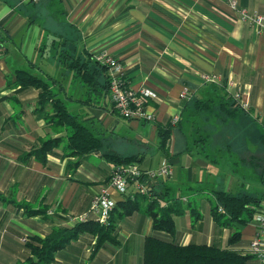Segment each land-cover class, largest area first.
Returning a JSON list of instances; mask_svg holds the SVG:
<instances>
[{"label":"crops","instance_id":"crops-1","mask_svg":"<svg viewBox=\"0 0 264 264\" xmlns=\"http://www.w3.org/2000/svg\"><path fill=\"white\" fill-rule=\"evenodd\" d=\"M236 1L264 16V0ZM103 49L123 64L132 87L154 93L147 100L153 121L122 117L108 92H90L61 57H92ZM18 70L45 80L66 109L100 138L101 149L82 155L68 151L72 129L56 123L51 106L40 107L39 88L18 81ZM215 76L231 80L249 106L228 115L223 110V123L200 112L193 117L203 126L207 116L212 124L207 131L217 140L206 147L216 162H207L189 150L185 117L195 99L221 108L222 100L233 102ZM175 115L179 119L172 123ZM263 136L264 26L239 19L229 0H0V264H22L31 255L27 242L74 224L68 217L88 209L116 165L105 153L133 157L142 169L169 161L171 176L156 181L154 190L168 192L164 200L177 227L178 217L188 213L193 233L183 240L176 228L155 232L152 218L137 210L115 222V241L105 240L94 250V236L82 233L57 250L51 264H143V243L150 234L225 248L233 228L239 231L233 248L247 252L254 222L220 224L204 219L200 210L204 201L210 208L216 204V189L264 197L263 162H257ZM236 163L257 165L255 177L238 172ZM110 193L116 202L124 200L115 190Z\"/></svg>","mask_w":264,"mask_h":264},{"label":"trees","instance_id":"trees-1","mask_svg":"<svg viewBox=\"0 0 264 264\" xmlns=\"http://www.w3.org/2000/svg\"><path fill=\"white\" fill-rule=\"evenodd\" d=\"M62 55L66 56L64 60L68 71H72L74 76L79 78L90 92L95 91L99 95L108 92V74L104 65L92 59L88 53H84V55L65 53ZM16 78L22 83L39 88L40 107L51 106L52 116L56 123L68 125L72 129L67 141L68 151L82 155L101 149L102 141L100 138L95 136L87 126L83 125L75 115L66 109L63 102L55 97L56 93L51 91L45 80L23 70L17 71ZM215 105L217 104L211 100L195 99L187 106L189 113L185 117L193 135V143L189 150L201 155L207 162H216L215 155H210L206 147L209 142L214 143L217 140L213 132L207 131L212 127V124H208L207 116L206 118L203 117V123L205 122L203 126L197 125V121L193 117L200 112L204 115L213 116L214 119L216 118V122L221 123L223 110L228 115L229 112L232 114L235 110L240 109L235 102H227V99L221 101L222 108ZM229 106L232 107V110ZM161 138L163 143L167 138V131L162 134ZM262 141H264V136ZM217 153L220 154V151ZM103 156L115 164H125L132 162L131 159L133 160V157L121 159L113 153H105ZM260 162H263V167L259 173L260 178H262L264 175V151L260 157ZM154 183L151 186L153 194L151 198L136 195L135 198L124 197V200L117 201L108 225L99 224L95 220L89 219L85 222L74 223L71 226L54 227L45 237L34 238V241L27 242L26 246L31 255L22 264H51L54 261L55 252L82 233H90L94 236L96 240L93 249L97 250L105 240L115 241V222L137 210L147 213L152 218L153 231L172 233L174 231L172 212L174 211L170 210V206L167 207L168 201L164 200V196L168 195V192H156ZM214 193L217 202L211 208V213L220 224L231 225L233 222H237L245 225L252 222L264 199V197L249 191L234 193L229 190L216 189ZM238 241L239 231L235 228H233L228 238V246L225 248L213 244H179L162 236L150 234L145 237L143 243V264H251L253 261H257L248 250L245 252L242 249L233 248Z\"/></svg>","mask_w":264,"mask_h":264},{"label":"built area","instance_id":"built-area-1","mask_svg":"<svg viewBox=\"0 0 264 264\" xmlns=\"http://www.w3.org/2000/svg\"><path fill=\"white\" fill-rule=\"evenodd\" d=\"M19 2H36L38 0H18ZM231 10L237 14L238 18L253 25L264 26V16L256 12L249 13L245 8H241L236 0H229ZM92 59L104 65L108 74V95L114 108L120 115L129 120L153 121L154 113L149 110L147 100L154 97V93L146 87L134 88L125 78L123 64L112 57L107 50L97 51L92 55ZM204 80L213 81V76L203 75ZM217 83L225 89L238 108L247 109L249 104L243 98L242 91L234 86L229 79L215 76ZM185 96V90L180 93V97ZM178 116H173L172 123L177 122ZM172 174V167L169 161H164L156 168L142 169L135 162L116 164L108 178L107 183L101 186L94 193L90 200L88 209L80 214L68 217L72 223L85 222L93 219L99 224L108 225L110 215L114 209L116 200L111 195V189L115 190L123 197L135 198L136 195L153 197L151 186L154 182L168 178ZM262 208L255 217L257 240L249 243V253L260 263L264 264V200L261 202ZM221 211V209H218ZM25 241V238H22Z\"/></svg>","mask_w":264,"mask_h":264},{"label":"rangeland","instance_id":"rangeland-1","mask_svg":"<svg viewBox=\"0 0 264 264\" xmlns=\"http://www.w3.org/2000/svg\"><path fill=\"white\" fill-rule=\"evenodd\" d=\"M61 57L63 58V55L61 54ZM42 66L44 65V63H42L41 64ZM66 83H68V81H66ZM186 130V129H185ZM187 130H188V136L191 138V146H192V140H193V136H192V134L190 133V130L187 128ZM258 147H259V145H258ZM263 149H264V143H263ZM249 150V148L247 149V151ZM259 151V150H258ZM247 153V152H246ZM248 153H249V151H248ZM231 154H232V156H233V158H234V156L236 155L237 157H238V154H237V151L235 150H233V151H231ZM260 157H261V151L260 152H258L257 153V158H259L260 159ZM231 160V161H230ZM230 160H229V162H233V159L232 158H230ZM234 160H235V158H234ZM248 161H250V160H248ZM240 162H242L241 160H240ZM251 162H256L255 160H251ZM257 162H260V161H257ZM236 166H237V168H236V170L239 172V170H241V171H243V175H245L246 174V176L247 177H255V176H253L255 173H256V171L258 170V167H257V165H248L247 164V166H245V167H242L243 165H245V164H241V163H236L235 164ZM173 171V170H172ZM245 173V174H244ZM181 171H179V175L181 176ZM264 200V199H263ZM164 203V202H163ZM162 203V204H163ZM261 208H262V203L260 204V206H259V211L261 210ZM200 213L203 215V218L204 219H208V218H212L213 217V215H212V213H211V208H210V204H209V202L208 201H204L203 203H202V205H201V210H200ZM178 214H180V213H178ZM258 213H256V215H257ZM256 215L254 216V220L253 221H255V217H256ZM179 218V224H178V227H177V219L174 221V228H176L177 230H179V232H180V237H181V239H183V240H187L188 239V236H189V234H192L193 233V229H192V226H191V224H190V217H189V215H188V213L187 212H184V214L183 215H181V216H179L178 217ZM213 219H214V217H213ZM216 221V220H215ZM252 221V222H253ZM205 232V231H204ZM232 232V231H231ZM255 232H256V230L254 229L253 230V233H252V236H251V238H250V241H249V243L250 242H255L256 240H257V238H256V235H255ZM231 234V233H230ZM230 236V235H229ZM201 237V236H200ZM194 238V237H193ZM193 238H192V240H193ZM246 250H248L249 251V249H246Z\"/></svg>","mask_w":264,"mask_h":264}]
</instances>
